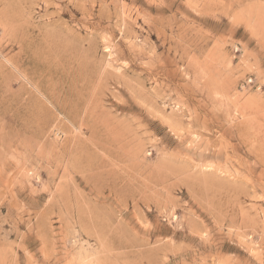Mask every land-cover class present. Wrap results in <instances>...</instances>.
I'll use <instances>...</instances> for the list:
<instances>
[{
	"label": "rangeland",
	"instance_id": "obj_1",
	"mask_svg": "<svg viewBox=\"0 0 264 264\" xmlns=\"http://www.w3.org/2000/svg\"><path fill=\"white\" fill-rule=\"evenodd\" d=\"M0 264H264V0H0Z\"/></svg>",
	"mask_w": 264,
	"mask_h": 264
},
{
	"label": "bare ground",
	"instance_id": "obj_2",
	"mask_svg": "<svg viewBox=\"0 0 264 264\" xmlns=\"http://www.w3.org/2000/svg\"><path fill=\"white\" fill-rule=\"evenodd\" d=\"M67 141V140H66ZM71 149V148H70Z\"/></svg>",
	"mask_w": 264,
	"mask_h": 264
}]
</instances>
